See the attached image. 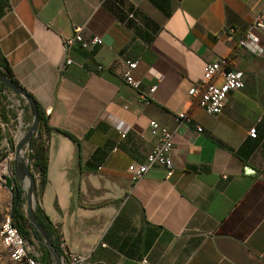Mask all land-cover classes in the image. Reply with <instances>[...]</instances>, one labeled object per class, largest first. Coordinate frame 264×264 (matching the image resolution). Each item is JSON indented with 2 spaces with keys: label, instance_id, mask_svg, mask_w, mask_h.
Instances as JSON below:
<instances>
[{
  "label": "crops",
  "instance_id": "crops-1",
  "mask_svg": "<svg viewBox=\"0 0 264 264\" xmlns=\"http://www.w3.org/2000/svg\"><path fill=\"white\" fill-rule=\"evenodd\" d=\"M6 2L0 57L51 129L36 201L60 249L87 257L82 264H264V39L256 32L260 53L237 46L253 18L264 19V0ZM76 29L102 44L65 54ZM227 58L244 87L211 116L187 93L208 63ZM127 72L138 90L124 83ZM13 98L24 136L33 116ZM181 113L189 123L177 124ZM7 118L0 115L2 175L14 168ZM152 121L175 132L171 175L155 167L133 181L128 167L159 140Z\"/></svg>",
  "mask_w": 264,
  "mask_h": 264
},
{
  "label": "built area",
  "instance_id": "built-area-1",
  "mask_svg": "<svg viewBox=\"0 0 264 264\" xmlns=\"http://www.w3.org/2000/svg\"><path fill=\"white\" fill-rule=\"evenodd\" d=\"M256 32H260L262 34V38L264 39V19L261 16H256L253 18L250 27L245 32L243 38L238 42L237 46L244 48H247L248 46H254L258 48V53L262 52V48H259L261 39L256 34ZM101 44L102 40L100 38H84L81 33V30L76 29L74 35L66 38L63 41L62 50L65 54L70 53L75 48H78L82 51H89L92 48L97 47ZM253 52L256 53L255 50ZM71 64L72 61L70 59H66L62 68H65ZM126 64L128 66L129 71L133 70L136 67V62L129 61ZM97 69L101 70L102 67H97ZM122 78L124 83L132 89H139V81L134 80L130 76L129 72L125 73ZM243 87V74L241 72L231 70L229 68V61L227 59H223L216 63H208L205 66L201 79L198 81L197 84H195L188 90L187 95L189 102L195 103L206 114L216 116L222 112L229 93L241 90L243 89ZM154 92L155 87L149 90L147 97L152 98V94ZM8 94H6V107L10 110H13L14 113V116H9V119L12 120L10 138L14 142L15 149L17 143L23 138L21 134L22 125L20 120V115L23 109L19 101L13 99L14 95L10 93V96ZM176 122L177 124H181L183 122L189 123L190 121L186 113H181L180 115H178ZM194 128L195 131L198 133L202 131L201 128L197 126H195ZM150 130L153 135H156L157 133L160 134L159 140L158 143L154 146V148L146 155L142 163L133 164L128 167L127 173L130 175V178L133 181L141 180L151 169L155 167H163L167 171L166 176L170 177L171 175L172 161L170 153L173 149L175 132L160 127V125L154 121L150 122ZM125 137L126 136L124 134L120 135L121 139H124ZM249 137L251 139L256 138L255 129H251L249 131ZM29 143L24 145L21 153H23V156L26 159L25 163L27 168L31 173H33L32 161L30 160L31 151L29 148ZM116 150L117 148L113 149V151ZM34 177L36 178V176ZM9 190L11 191V188H9ZM23 197L26 201V194L24 189ZM25 216L28 219L26 212ZM0 240L3 249L7 251L8 258L12 263L41 264L42 253L38 252L35 249L34 245H31V247H29V243L14 226L10 215L6 217L4 223L2 224ZM61 251V258L64 261V264H82L87 259V257L68 252L63 247V245L61 247Z\"/></svg>",
  "mask_w": 264,
  "mask_h": 264
},
{
  "label": "trees",
  "instance_id": "trees-1",
  "mask_svg": "<svg viewBox=\"0 0 264 264\" xmlns=\"http://www.w3.org/2000/svg\"><path fill=\"white\" fill-rule=\"evenodd\" d=\"M7 11V2L6 0H0V18L6 13ZM228 60V58H227ZM0 73L5 75L9 80L15 82L10 73V69L5 63V61L0 57ZM8 92L3 84H0V115L2 120L7 121V116L13 117L14 113L13 110H10L6 107L7 104V95L4 92ZM37 105L38 110V123L35 136L31 139L29 143V148L31 151L30 160L32 161V175L33 177L36 176L38 179L39 188H43L45 181H46V169H47V151H48V135L51 132V129L47 126L46 117L44 112L40 109ZM7 118V119H6ZM60 134L67 137L73 142H77L74 137L71 135L59 131ZM34 177V180H36ZM18 177L13 175L10 178V182L7 181V185L11 184L9 188H11L12 193V201H11V212L10 216L14 223V226L17 228L18 232L25 238V240L30 243L29 232L32 231V226L29 223L28 219L23 212V205H24V197H23V190L21 186L17 184ZM17 197V199H15ZM35 218L37 224L41 229L45 232L47 237L51 239L52 245L55 248V251L62 256V251L60 249L58 243V236L54 229L50 228L49 225L45 222L44 218L42 217L41 210L36 201L35 205ZM35 233V232H34ZM42 258L41 264H51L50 261V253L47 248H42Z\"/></svg>",
  "mask_w": 264,
  "mask_h": 264
},
{
  "label": "water",
  "instance_id": "water-1",
  "mask_svg": "<svg viewBox=\"0 0 264 264\" xmlns=\"http://www.w3.org/2000/svg\"><path fill=\"white\" fill-rule=\"evenodd\" d=\"M0 84H3L6 90H8L11 94L14 96H18L28 103V106L31 110L32 116H33V122L28 130V132L23 136V138L17 143L15 147V175L22 180L24 183V191L26 194V204L28 207V221L31 224L33 231L35 232V235L39 238V242L43 244V240L41 239V236L44 237V244L42 245L43 248H47L50 256H52L55 261L58 264H64V261L61 258V255H59L56 251L55 248L52 245L51 239L47 237L45 232L41 229V227L38 226L36 218H35V205H36V199L34 198L35 196V191H36V185H35V180L32 175V173L29 171V169L26 166V159L24 157L23 161L19 159V155L27 143L30 142L31 138L34 136L36 133L37 129V123H38V110H37V105L35 101L30 97V95L27 94V92L22 89L19 85H17L15 82L9 80L5 75L0 73ZM20 171H18V169ZM17 199V197H15Z\"/></svg>",
  "mask_w": 264,
  "mask_h": 264
},
{
  "label": "rangeland",
  "instance_id": "rangeland-1",
  "mask_svg": "<svg viewBox=\"0 0 264 264\" xmlns=\"http://www.w3.org/2000/svg\"><path fill=\"white\" fill-rule=\"evenodd\" d=\"M8 95L11 96V94H8ZM10 154L12 155L11 159L13 161L14 168L9 169L5 173L6 176L4 174L3 175L0 174V232H1L2 224L4 223L6 217L10 215V212H11L12 193L9 190V185L6 184L7 183L6 179L11 178L13 177V175H15V149H12ZM23 159L24 158L22 156L21 161H23ZM11 167H12V164H11ZM17 169L18 171H20L19 168ZM18 182H20V184L18 185H21V186L23 185V182L20 178H18L17 183ZM36 194L37 193L35 191V196H34L35 199H36ZM27 210H28V207H27L26 201L24 200L23 212L27 213L28 212ZM29 237H30V243L28 244L29 247H31V245H34L35 249L38 252L42 253V248H43L42 245L44 244V237L41 236V239L43 240V244H42L38 241L39 238L35 235L33 229L32 231L29 232ZM50 261H51V264H58L52 256H50ZM0 264H14L9 260L7 251L3 249L1 245V240H0Z\"/></svg>",
  "mask_w": 264,
  "mask_h": 264
},
{
  "label": "bare ground",
  "instance_id": "bare-ground-1",
  "mask_svg": "<svg viewBox=\"0 0 264 264\" xmlns=\"http://www.w3.org/2000/svg\"><path fill=\"white\" fill-rule=\"evenodd\" d=\"M22 156H23V153H20V155H19V159H21ZM23 158H24V156H23Z\"/></svg>",
  "mask_w": 264,
  "mask_h": 264
}]
</instances>
